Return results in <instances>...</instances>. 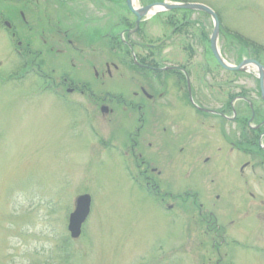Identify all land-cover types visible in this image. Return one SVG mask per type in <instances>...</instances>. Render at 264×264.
I'll return each mask as SVG.
<instances>
[{
  "label": "rangeland",
  "instance_id": "obj_1",
  "mask_svg": "<svg viewBox=\"0 0 264 264\" xmlns=\"http://www.w3.org/2000/svg\"><path fill=\"white\" fill-rule=\"evenodd\" d=\"M90 1L74 0L71 3L72 14L79 10L75 18L67 17L65 10L63 16L59 15L67 28L89 26L91 30L82 29L81 40L90 34L102 40L96 42L93 53L76 56L80 61H76L79 65L74 69L85 84H100L102 74L106 73L107 61L111 65L112 62H120L124 53L134 61L133 57L137 54L147 55L151 51L149 45L153 44L158 46L163 43L160 54L168 60L164 63L168 62L169 65L180 64V58L187 53L195 63L206 60V52L212 55L210 38L214 22L205 12L190 8L176 9L173 19H169L173 13L169 17L166 12L146 15L140 30L130 34L141 40H120L118 37L121 33L122 37H126V31H121L135 30V25H132L135 18L128 1L106 0L104 3L98 0L88 6L89 9L83 7L89 5ZM135 1L139 7L156 2L206 3L219 16L221 28L218 46L227 62L237 64L250 55L254 57L253 54L264 61V0ZM11 5L16 8V19L21 17L20 10H23L29 20V24L22 22L18 26L20 35L25 36L27 41L33 40L34 49L42 46L40 40L43 39L42 32L46 30L44 26L48 17L50 23L56 24L57 16L54 15L61 6L54 0H0L1 22H14L6 11ZM125 16L131 22H128L129 25L123 24L124 28L122 25L119 27L121 18ZM184 16L190 22L187 27H184ZM87 20L90 24H86ZM9 31L0 26V264H264V220L258 217L264 213V202H261L264 199V183L257 181V175L254 179L249 177L248 185H244L240 177L234 179L242 188L225 184L217 188L213 186L215 184L201 186V196L206 197L205 207L214 208L225 233L206 231L198 222L186 230L190 218H200V208L191 202L188 205L181 193L184 190H178L185 186L181 184L183 180L191 184L195 175V170L190 169V178L180 180L177 175L180 173L182 177L187 165L179 156L173 164L177 167L176 181L181 182L180 186L171 187V183L163 178L167 175L173 177V164L166 167L168 173L160 174L158 178L168 188H164V192L175 188L176 203L173 209L176 214L172 216L176 217V223H169L170 217H164L155 209V202L149 194L132 183L119 152L103 143L107 138L123 143L127 138L126 131L136 123L135 117L125 118L121 107L116 105L117 125L109 130L106 122L109 117L103 116L99 108L93 110L91 107V114H88L80 111L81 107L76 105L74 115L66 105L54 104L56 100L53 97L46 99L48 94L37 93L36 88L44 82L34 72L28 73L23 81L16 80L17 74H24L22 69L17 70V74L4 81V74L10 73V65L15 58L11 41L7 38ZM162 38L166 40H159ZM255 44L263 48L259 49ZM111 45L117 47L112 55L106 53L101 57L98 54L100 51L108 52ZM68 57L61 55L60 61L56 62L65 72L71 70ZM93 66L101 71L95 80L92 78ZM124 74L128 73L124 71ZM245 75L256 80L248 70H245ZM109 85L124 91L132 83L119 79L117 82L110 81ZM254 85L253 82L250 86L253 93L257 90ZM182 89L185 92L181 93L185 94L186 87ZM237 89L243 91L238 87L234 88L233 93L238 92ZM194 109L192 107V112ZM191 117L193 119V113ZM89 121L94 122L101 136L93 135L91 127L86 124ZM149 125L150 122L146 127ZM146 127L143 130L145 134L149 132ZM160 138L170 145L169 135L162 134ZM192 150V153L196 152ZM221 153L231 163L229 158L233 156L228 151ZM213 154L214 151L210 160L215 158ZM157 155L164 159L161 152ZM208 156H192L194 165L199 163L196 168L210 165V162L204 164ZM227 161L218 165L226 168ZM160 163L165 165L169 161ZM257 174L263 176L262 171L258 170ZM193 184L197 185L195 182ZM250 192L257 195L255 200ZM81 193L91 195L92 208L90 216L83 223L81 235L72 238L68 231L69 218L75 198ZM220 193L222 200L219 202L215 195ZM248 212L256 216H249ZM220 234H226V244L212 248V243H217Z\"/></svg>",
  "mask_w": 264,
  "mask_h": 264
},
{
  "label": "flooded vegetation",
  "instance_id": "obj_2",
  "mask_svg": "<svg viewBox=\"0 0 264 264\" xmlns=\"http://www.w3.org/2000/svg\"><path fill=\"white\" fill-rule=\"evenodd\" d=\"M59 1L66 2L67 0ZM71 3L68 2L65 7H59V11L66 8L68 16H71ZM15 9L11 5L6 10L14 22L3 21L2 23L6 29L10 30L7 38L11 41L13 54L17 58L14 67L18 72L22 69L24 73L20 78L26 79L28 73H36L44 82L36 88V91L48 94L46 99L53 97L56 102L66 105L74 115L76 105L83 108L85 106L88 114H91V107L93 110L99 108L103 116L109 117L106 121L109 124V130L117 125L114 108L116 105L121 107V113L125 118L134 116L136 123L131 130L126 131L127 138L123 143L108 138L103 140L106 146L115 148L123 157L128 176L134 178L149 194L155 202L156 209L160 210L164 217L169 216V220L175 222L176 217L172 216L173 213L176 214L173 209V204L176 203L174 189L177 185L179 187L181 182L176 181L177 167L173 163L180 156L183 164L187 165L185 166L187 169H183L184 175L182 177L180 173L177 175L180 180L190 178L192 173L190 169L195 170L193 172L195 175L192 178L193 181H190L191 184H186L188 180H183L181 184L185 186L179 187L178 190H184L181 193L184 195L183 198L187 199L188 205L191 202L192 205H198L200 208V218H190L186 230L193 223L198 222L200 227L205 228L206 231L216 234L225 233L224 226L220 223L214 208L205 207L206 197L202 198L203 193L200 188L208 184H215L213 186L216 188L224 184L232 188H242L235 180L240 177L243 179V184L248 185L250 184L249 177L252 176L254 179L256 175L257 181L264 183V99L261 90V83L264 85V80L261 82L259 73L248 70L256 78V80H251V77L245 75V71L225 69L213 53L208 55L207 52L205 53L206 60H201L199 63L192 61L191 55L187 53L180 58V64L171 63L169 65L168 62L164 63L168 60L160 54L161 46H163L161 43L158 46L149 45L151 51L145 56L135 55L134 61L128 59L127 53L121 56L118 64L112 62L111 65L107 61L106 73L102 74L103 79L100 84H85L84 80L79 78L78 71L74 69L79 65L76 63L79 61L76 56L87 51L94 52L96 42L102 40H98L92 34L86 35L87 38L81 40L82 30L79 26L67 28L59 18L56 24L46 22L44 26L46 30L43 32V39L40 40L42 46L34 49L31 42L33 40L27 41L25 36L20 35V30L18 31V26H21L22 22L29 24V20L23 10H20L21 17L16 19ZM78 11L75 13L77 14ZM133 16L135 20L132 25H136L137 17L134 14ZM185 18V23H189L187 17L184 16ZM123 19L125 21H122V24L131 22L126 16ZM16 20L19 23L15 22ZM171 23L175 24L174 21ZM141 24L142 21L140 26ZM118 38L120 40H141L132 37L127 31L126 37ZM159 40H166V38ZM255 45L259 49L263 48L261 45ZM64 54L70 57L71 70L66 72L60 64L56 63ZM250 56L242 60H257L264 66L263 59L258 55ZM93 71L92 78L95 80L99 78L101 71L95 66H93ZM124 71L128 74L123 75ZM119 79L131 82V87L121 91L109 85L110 81L117 82ZM253 82L257 89L255 93L250 88ZM185 87L187 92L183 94L185 91L183 92L182 88L185 89ZM238 87L243 88V91L237 89L238 92L233 93L234 88ZM103 107L107 109L103 110ZM192 107L195 108L193 112ZM199 108L211 112L199 111ZM192 113L194 114L193 119ZM148 122L151 125L146 127ZM193 124L196 127H193ZM145 127L149 131L146 134L143 133ZM162 134L169 135L170 145H166L160 138ZM192 149L196 152L192 153ZM148 151L152 152L148 153ZM212 151H214L215 158L210 160ZM227 151L233 156L229 158L231 163L221 153ZM160 152L164 154V159L158 158L157 153ZM202 154H209L204 159V164L210 162V165L196 168L199 163L194 165L192 156L195 158ZM241 157L247 159L241 160ZM156 158L160 162L168 160L169 163L162 165ZM226 161V168L224 165H218ZM170 165H172L173 177L167 175L163 178L175 188L170 192H164L168 188L162 185L158 178L160 174L168 173L166 167ZM230 166L233 167L230 168ZM258 170L262 171L263 176L257 174ZM193 182L197 185L194 186ZM215 196L218 197L219 202L222 200L221 193ZM250 196L255 200L257 195L250 192ZM261 202H264L263 198ZM248 215L256 216L250 212ZM258 217L264 220V213L259 214ZM218 236L220 238L217 243H212V248H220L227 240L226 234Z\"/></svg>",
  "mask_w": 264,
  "mask_h": 264
},
{
  "label": "water",
  "instance_id": "obj_3",
  "mask_svg": "<svg viewBox=\"0 0 264 264\" xmlns=\"http://www.w3.org/2000/svg\"><path fill=\"white\" fill-rule=\"evenodd\" d=\"M160 5L162 8L165 9H172V8H176V7H180V8H190V9H199V10H203L208 12L215 20V27H214V31L212 34V47L213 50L217 56V58L220 60V62L222 63L219 54L216 50L215 47V41L218 38V33H219V20L217 15L215 14V12L208 7L207 5L204 4H199V3H174V4H166V3H161V4H157ZM147 9V8H146ZM146 9H143V11ZM225 66V64H223ZM90 197L85 195V196H81L78 199V206L76 211L71 215L70 217V223H69V230L71 232V236L73 238L78 237L81 233V227L83 222L85 221L87 215L89 214L90 211Z\"/></svg>",
  "mask_w": 264,
  "mask_h": 264
}]
</instances>
